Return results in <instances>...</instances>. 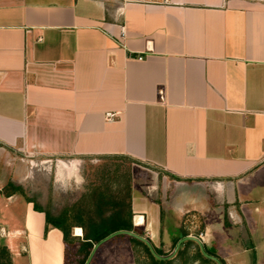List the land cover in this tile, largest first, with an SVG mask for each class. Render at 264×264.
<instances>
[{"label":"crops","instance_id":"1","mask_svg":"<svg viewBox=\"0 0 264 264\" xmlns=\"http://www.w3.org/2000/svg\"><path fill=\"white\" fill-rule=\"evenodd\" d=\"M21 156L132 159L154 246L209 247L226 217L258 253L236 208L264 180V0H0V229L13 264H64L62 232L6 189Z\"/></svg>","mask_w":264,"mask_h":264},{"label":"rangeland","instance_id":"2","mask_svg":"<svg viewBox=\"0 0 264 264\" xmlns=\"http://www.w3.org/2000/svg\"><path fill=\"white\" fill-rule=\"evenodd\" d=\"M21 157L30 166L25 181L26 185L22 186L25 195L35 199L51 215H58L65 208L75 204H88L91 200V191L98 186L110 187L116 194L125 197L127 203H129V190H131V195H133V192L139 188H148L145 186L149 179H145L143 175H139L141 168L135 161L126 157L93 156L81 159ZM72 161L74 162L73 166L69 164ZM250 185L252 186H247L251 197H248V199L250 200L239 202L236 209L241 215L246 209L252 210L251 216L259 224H254L249 229L254 233L257 232L259 235V232L264 231V199L261 198L264 196V180H257ZM136 220L138 224H143L142 218L138 217ZM171 221V219H168L167 224H172ZM223 222V225L215 228L216 237L212 239L208 248L216 252L220 257L225 258L226 264H264V235L257 236L253 234L251 237L259 247L258 253L253 249L248 251L243 249L239 250L242 247V242L247 241V236L244 235L246 231L227 225L226 217ZM200 225L199 222L194 232L199 231ZM234 229L237 231L235 232ZM133 231L148 238L143 228L136 227ZM173 232L174 230L171 229L170 233L173 234ZM81 234L82 232L79 228H73L72 235L76 237H74L71 244L67 245L68 264H76V260L80 256H83L78 252L81 242L78 236H81ZM0 236L6 244L1 229ZM129 236L128 234L124 237L116 236L104 242L96 251L90 264H151L144 246L134 244ZM173 237L174 235L172 237L163 236L165 240L162 245V249L167 253L166 256L173 254L171 258H174L178 252V250L176 251L177 245H175V239ZM260 239L262 240L261 242ZM195 242L196 244L191 245L188 250L189 256L195 255L198 250L197 244L199 243L197 241ZM151 243L154 245L152 241ZM248 245L246 242V244H243V247ZM182 262L183 260L181 258H177L174 264H182ZM187 264L218 263L215 260L212 262H203L197 259Z\"/></svg>","mask_w":264,"mask_h":264},{"label":"trees","instance_id":"3","mask_svg":"<svg viewBox=\"0 0 264 264\" xmlns=\"http://www.w3.org/2000/svg\"><path fill=\"white\" fill-rule=\"evenodd\" d=\"M6 189H10L12 193L17 192L23 195L26 200L32 201L30 200L31 198L25 195L23 187L20 185L9 183ZM90 197L91 200L88 204H75L71 207L65 208L58 215H51L48 211L42 209V207L37 202L32 201L34 210L44 212L45 232H47L49 225L58 228L62 232L63 241L65 244L64 264H68L67 245L71 244L74 237H76L72 235V230L74 227L79 228L82 232L81 236H78V238L81 239L78 252L83 256H80V258L76 260V264H85L95 245L110 234L119 230L133 231L136 228L133 219L134 212L132 208L131 190H129L128 193L129 203L125 201V197L119 196L108 186L95 187L91 191ZM125 235L126 234H121L118 236L124 237ZM187 235V233L183 232L178 238L175 239V245L178 244L181 238ZM129 238L134 244L144 246L150 258L151 264H174V261L177 258H181L183 260L182 264L192 263L197 259H200L203 262L213 261L202 252L199 244H197L198 250L196 254L189 256V248L191 245L196 244V242L191 239L186 240L181 244L177 255L174 258L163 259L155 256L148 244H146L144 241L131 235ZM153 247L159 255H167L163 249L154 245ZM204 248L208 254L218 257L222 264H226L224 258L220 257L216 252L209 249L205 244ZM0 264H13L11 252L1 236Z\"/></svg>","mask_w":264,"mask_h":264},{"label":"water","instance_id":"4","mask_svg":"<svg viewBox=\"0 0 264 264\" xmlns=\"http://www.w3.org/2000/svg\"><path fill=\"white\" fill-rule=\"evenodd\" d=\"M121 234H128V235H131V236H133V237H136V238H138V239L144 241L146 244H148V246L150 247V249L152 250V252L154 253V255L157 256L158 258H163V259H165V258H171V257L173 256V254H171V255H169V256H161V255H159V254L155 251V249H154V247H153V244L151 243V241H150L148 238H146V237H144V236H141V235H139L138 233H136V232H134V231H130V230H119V231H116V232L110 234L109 236H107L106 238H104L103 240H101L100 242H98V243L95 245V247L93 248V250H92V252H91V254H90V256H89V258H88V260L86 261L85 264H90V263H91V261H92L94 255H95V253H96V251L98 250V248H99L104 242H106V241L110 240L111 238H114V237H116V236H118V235H121ZM190 239H191V240H195V241H197V242L199 243L202 252H203L208 258H210V259H212V260H215L218 264H222L221 260H220L218 257L208 254V253L206 252L205 248H204V244L202 243V241H201L199 238H197L196 236H193V235H187V236L181 238V239L179 240L177 246H176V251L180 248L181 244H182L184 241H186V240H190Z\"/></svg>","mask_w":264,"mask_h":264},{"label":"built area","instance_id":"5","mask_svg":"<svg viewBox=\"0 0 264 264\" xmlns=\"http://www.w3.org/2000/svg\"><path fill=\"white\" fill-rule=\"evenodd\" d=\"M114 114H109V118H112ZM143 222V220H142ZM134 224L138 225V221L136 220V217H134Z\"/></svg>","mask_w":264,"mask_h":264}]
</instances>
